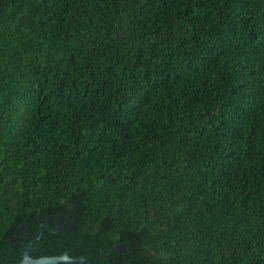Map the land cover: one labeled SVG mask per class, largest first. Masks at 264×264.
<instances>
[{"label":"trees","instance_id":"obj_1","mask_svg":"<svg viewBox=\"0 0 264 264\" xmlns=\"http://www.w3.org/2000/svg\"><path fill=\"white\" fill-rule=\"evenodd\" d=\"M29 242L264 264V0H0V264Z\"/></svg>","mask_w":264,"mask_h":264},{"label":"water","instance_id":"obj_2","mask_svg":"<svg viewBox=\"0 0 264 264\" xmlns=\"http://www.w3.org/2000/svg\"><path fill=\"white\" fill-rule=\"evenodd\" d=\"M39 239V236L36 237ZM30 242L21 249V257L16 264H56V263H75L82 264L83 261L89 262V259L85 257L72 258L66 253H61L56 256H42L38 258H32L29 256L28 251L31 249Z\"/></svg>","mask_w":264,"mask_h":264}]
</instances>
